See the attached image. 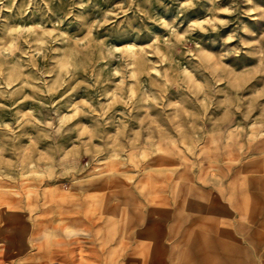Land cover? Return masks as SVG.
<instances>
[{
	"label": "rangeland",
	"instance_id": "1",
	"mask_svg": "<svg viewBox=\"0 0 264 264\" xmlns=\"http://www.w3.org/2000/svg\"><path fill=\"white\" fill-rule=\"evenodd\" d=\"M0 264H264V0H0Z\"/></svg>",
	"mask_w": 264,
	"mask_h": 264
}]
</instances>
